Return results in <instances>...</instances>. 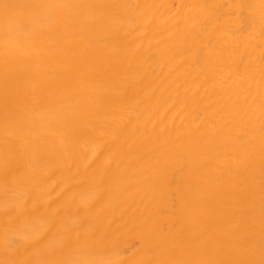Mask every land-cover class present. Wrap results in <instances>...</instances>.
Masks as SVG:
<instances>
[{"label":"bare ground","instance_id":"bare-ground-1","mask_svg":"<svg viewBox=\"0 0 264 264\" xmlns=\"http://www.w3.org/2000/svg\"><path fill=\"white\" fill-rule=\"evenodd\" d=\"M0 264H264V0H0Z\"/></svg>","mask_w":264,"mask_h":264}]
</instances>
